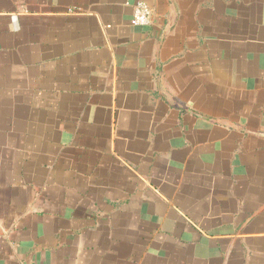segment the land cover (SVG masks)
Here are the masks:
<instances>
[{
    "label": "crops",
    "instance_id": "1",
    "mask_svg": "<svg viewBox=\"0 0 264 264\" xmlns=\"http://www.w3.org/2000/svg\"><path fill=\"white\" fill-rule=\"evenodd\" d=\"M0 264H264V0H0Z\"/></svg>",
    "mask_w": 264,
    "mask_h": 264
},
{
    "label": "built area",
    "instance_id": "2",
    "mask_svg": "<svg viewBox=\"0 0 264 264\" xmlns=\"http://www.w3.org/2000/svg\"><path fill=\"white\" fill-rule=\"evenodd\" d=\"M151 22V9L144 2H137L133 8L132 24L137 27L148 26Z\"/></svg>",
    "mask_w": 264,
    "mask_h": 264
}]
</instances>
